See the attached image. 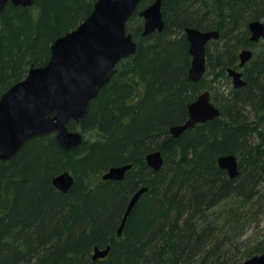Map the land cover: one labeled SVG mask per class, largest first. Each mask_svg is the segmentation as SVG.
Here are the masks:
<instances>
[{
	"label": "trees",
	"instance_id": "obj_1",
	"mask_svg": "<svg viewBox=\"0 0 264 264\" xmlns=\"http://www.w3.org/2000/svg\"><path fill=\"white\" fill-rule=\"evenodd\" d=\"M153 1L142 0L128 22L136 53L121 61L80 124L70 123L85 134L82 145L65 150L55 134L38 136L14 159L0 160V264H239L264 251V50L242 69L247 85L226 89L221 79L237 67L239 47L257 46L248 23L264 19V0H163V31L143 36L139 13ZM95 2L8 3L0 13V94L32 64H45L51 43ZM186 26L221 29L199 82L189 77ZM210 76L221 115L172 137L170 127L188 118ZM157 149L165 157L160 171L145 161ZM230 153L240 162L236 178L217 163ZM123 163L134 164L123 180H102ZM67 170L75 183L63 193L53 178ZM140 185L149 190L119 237ZM109 244L105 258L92 259L95 246Z\"/></svg>",
	"mask_w": 264,
	"mask_h": 264
},
{
	"label": "water",
	"instance_id": "obj_2",
	"mask_svg": "<svg viewBox=\"0 0 264 264\" xmlns=\"http://www.w3.org/2000/svg\"><path fill=\"white\" fill-rule=\"evenodd\" d=\"M142 0H96L93 10L74 29L58 36L50 47L48 61L40 66L32 64L26 77L3 91L0 95V160L10 161L30 139L55 134L58 144L70 150L81 144L84 134L72 129L70 123L79 125L88 114L91 102L112 81L118 65L134 55L138 41L128 30V22ZM8 3L31 7L35 0H0V13ZM163 0H154L140 11L144 19L143 36L163 31ZM251 40L259 41L264 36V21L252 20L248 24ZM192 57L189 77L194 82L202 80L206 71V49L212 39L220 37V31L185 28ZM251 48L239 52V68L229 67L234 85L240 87L247 82L241 68L252 59ZM221 113L211 99V93L202 91L188 105V119L173 125L170 133L179 137L184 131L199 122L211 120ZM147 161L155 170L162 167L164 158L160 149L147 155ZM219 165L231 177L239 174L235 154L219 158ZM132 164L114 166L104 179H122ZM75 178L70 171L54 177V185L66 193L74 185ZM148 187L138 189L131 197L118 228L121 235L126 221L142 194ZM110 245L94 248L93 259L105 257ZM51 264H62L53 262ZM239 264H264V251L254 254Z\"/></svg>",
	"mask_w": 264,
	"mask_h": 264
},
{
	"label": "bare ground",
	"instance_id": "obj_3",
	"mask_svg": "<svg viewBox=\"0 0 264 264\" xmlns=\"http://www.w3.org/2000/svg\"><path fill=\"white\" fill-rule=\"evenodd\" d=\"M142 2V1H141ZM148 6V5H147ZM146 6V7H147ZM145 7V8H146ZM259 20H263L264 21V19H259ZM249 24V23H248ZM187 27H195V26H186L185 28H187ZM185 28H184V31H183V33H184V35L186 36V39L188 40V38H187V33H186V31H185ZM195 28H199V27H195ZM249 28V27H248ZM199 29H201V30H204V31H207V30H214V29H217V30H219L220 31V36H221V29L219 28V27H216V28H211V29H202V28H199ZM264 38V36L259 40V41H253V40H251V33H250V35H249V39H250V42L252 43V44H255V45H258L259 43H260V41L262 40ZM220 39V37L219 38H217V39H212L209 43H208V45H207V48H208V46L212 43V42H215V41H217V40H219ZM189 43V42H188ZM251 49L253 50V53H254V55H255V51H254V47H251ZM238 55H239V52H238ZM206 59H207V49H206ZM252 59H250L248 62H250ZM247 62V63H248ZM240 63H241V60H240V58L238 57V61H237V67H234V68H239V65H240ZM246 63V64H247ZM245 64V65H246ZM244 65V66H245ZM40 66V65H39ZM206 72H207V65H206V71H205V73H204V75H203V77L205 76V74H206ZM227 76H228V78H225V79H227V80H229V79H231V81H232V86L231 87H234L235 89H239V88H241V87H243V86H245V85H247V83L245 84V85H243V86H240V87H236L235 85H234V81H233V78L232 77H230V75L229 74H227ZM26 77V76H25ZM243 78L246 80V82H247V79L244 77V72H243ZM24 79V78H23ZM224 79V78H223ZM9 88V87H8ZM95 100V99H94ZM93 100V101H94ZM92 101V102H93ZM91 102V103H92ZM91 105V104H90ZM217 107L220 109V107L217 105ZM89 108H90V106H89ZM89 111V110H88ZM220 111H221V109H220ZM220 115H221V113H220ZM219 115V116H220ZM219 116H217V117H219ZM216 118V117H215ZM188 119V118H187ZM186 119V120H187ZM214 119V118H213ZM185 120V121H186ZM212 120V119H211ZM184 121V122H185ZM208 121H210V120H208ZM184 122H182V123H184ZM207 122V121H206ZM199 123H205V122H199ZM199 123H197V124H199ZM181 124V123H180ZM196 124V125H197ZM172 127V126H171ZM170 127V128H171ZM193 128V127H192ZM190 129V128H189ZM188 130V129H187ZM169 132H170V129H169ZM171 134V133H170ZM172 136V135H171ZM181 136V135H180ZM179 136V137H180ZM173 137V136H172ZM174 138H178V137H174ZM86 140V136H85V134H84V138H83V141H82V143L84 142ZM82 143L81 144H79V145H77L76 147H74V148H71L70 150H73V149H75V148H77L78 146H80V145H82ZM158 150V149H157ZM161 150V149H160ZM152 151H154V150H152ZM152 151H149L147 154H146V156H145V161H146V164L152 169V170H154V171H160L162 168H163V166H164V163H165V157H164V154H163V152H162V155H163V158H164V163H163V165H162V167L160 168V169H158V170H155L152 166H150L149 165V163H148V161H147V155L150 153V152H152ZM162 151V150H161ZM230 154H232V153H230ZM224 155H227V154H222V155H220L219 157H218V159H217V163H218V165H219V158L220 157H222V156H224ZM237 156V155H236ZM237 159H238V164H239V174H240V162H239V158L237 157ZM125 164H132V167L131 168H133V166H134V164L133 163H123V164H117V165H112V166H110L107 170H105L104 171V173H106L107 171H109V169L111 168V167H114V166H119V165H125ZM220 166V165H219ZM221 167V166H220ZM130 168V169H131ZM222 168V167H221ZM129 169V170H130ZM222 169H224V168H222ZM128 170V171H129ZM224 170H226V169H224ZM68 171V170H67ZM127 171V172H128ZM227 171V170H226ZM71 172V171H70ZM127 172H126V174H125V176L127 175ZM228 172V171H227ZM72 173V172H71ZM60 174V173H59ZM73 174V173H72ZM239 174L236 176V177H238L239 176ZM58 175V174H57ZM56 175V176H57ZM228 175H229V173H228ZM73 176H74V174H73ZM125 176L122 178V179H112V178H109V179H104L103 178V176H102V180H104V181H106V180H112V181H121V180H123L124 178H125ZM229 177H231L230 175H229ZM236 177H234V178H236ZM74 178H75V176H74ZM231 178H233V177H231ZM54 179V178H53ZM75 183V182H74ZM54 184V183H53ZM142 187H148V190H149V186L148 185H140L139 187H137V189L136 190H134L133 192H132V195L138 190V189H140V188H142ZM147 190V191H148ZM147 191H145L144 193H146ZM62 192V191H61ZM64 193V192H63ZM67 193V192H66ZM143 193V194H144ZM142 194V195H143ZM132 195H131V197H132ZM131 197H130V199H131ZM130 199H129V201H130ZM139 201V200H138ZM129 203V202H128ZM137 204V203H136ZM128 205V204H127ZM126 208H127V206H126ZM126 208H125V210H126ZM125 212V211H124ZM124 214V213H123ZM123 214H122V216H123ZM130 216V215H129ZM129 218V217H128ZM121 220H122V218H121ZM128 220V219H127ZM126 223H127V221H126ZM119 228V227H118ZM125 228V227H124ZM123 231H124V229H123ZM122 234H123V232H122ZM122 234L121 235H118V229H117V236H122ZM110 245V244H109ZM108 246V245H107ZM106 246V247H107ZM96 247V246H95ZM94 247V248H95ZM99 248H105V247H100V246H98ZM94 248H93V251H92V259H93V254H94ZM110 249H111V245H110ZM109 252H110V250H109ZM109 252H108V254H109ZM107 254V255H108ZM106 255V256H107ZM105 256V257H106ZM105 257H100V258H98V259H102V258H105ZM98 259H93V260H98ZM54 262H56V261H54ZM53 263V262H52ZM60 263H62V262H60ZM51 264V263H50ZM63 264V263H62Z\"/></svg>",
	"mask_w": 264,
	"mask_h": 264
},
{
	"label": "rangeland",
	"instance_id": "obj_4",
	"mask_svg": "<svg viewBox=\"0 0 264 264\" xmlns=\"http://www.w3.org/2000/svg\"><path fill=\"white\" fill-rule=\"evenodd\" d=\"M95 4V3H94ZM94 8V7H93ZM145 9V8H144ZM143 10V9H142ZM139 15H140V13H139ZM140 17H142V16H140ZM143 18V17H142ZM143 21H144V19H143ZM144 25V24H143ZM132 33V32H131ZM250 35V34H249ZM218 41V40H217ZM53 43V42H52ZM51 43V44H52ZM215 43V42H214ZM213 42L210 44V52L213 54V50L215 49V45H219V44H214ZM243 49V46H241V47H239L238 48V51L237 52H240L241 50ZM262 51V50H264V38L260 41V43L254 48V51L255 52H258V51ZM253 57H254V55H253ZM34 65H36V64H34ZM43 65V64H42ZM36 66H39V65H36ZM30 68V67H29ZM29 68H28V70H29ZM28 73V72H27ZM27 75V74H26ZM212 76H210L209 77V80L206 82V84H205V87H206V89H208V90H210L209 88H210V78H211ZM221 79H223V78H221ZM222 83H223V85L225 86V88L226 89H228V88H230L231 86H232V81H231V79H229V80H227V79H223L222 80ZM8 89V88H7ZM210 92H211V90H210ZM213 93L215 94V95H218L215 91H213ZM1 95V94H0ZM78 129V128H77ZM80 130V129H79ZM81 131V130H80ZM264 222H263V224H262V228H264ZM252 233H255V235H251ZM258 233L259 232H254V229H251V231L249 232V234H248V237H253V238H255L257 235H258Z\"/></svg>",
	"mask_w": 264,
	"mask_h": 264
},
{
	"label": "flooded vegetation",
	"instance_id": "obj_5",
	"mask_svg": "<svg viewBox=\"0 0 264 264\" xmlns=\"http://www.w3.org/2000/svg\"><path fill=\"white\" fill-rule=\"evenodd\" d=\"M238 57H239V56H238ZM243 67H244V66H243ZM243 67L241 68V70L243 69ZM227 69H228V68H227ZM242 71H243V70H242ZM227 74H229L228 71H227ZM230 77H231V76H230ZM207 90H208V89H205V90H203V91H207ZM208 91L210 92V90H208ZM201 92H202V91H201ZM201 92H200V93H201ZM200 93H199V94H200ZM210 93H211V92H210ZM211 95H212V93H211ZM211 99H212V96H211ZM194 100H195V99H194ZM212 101H213V100H212Z\"/></svg>",
	"mask_w": 264,
	"mask_h": 264
}]
</instances>
